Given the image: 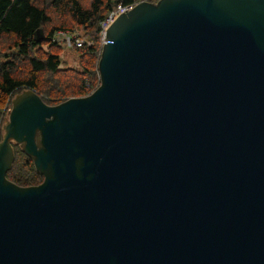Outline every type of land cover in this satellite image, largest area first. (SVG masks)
<instances>
[{
    "label": "water",
    "instance_id": "obj_1",
    "mask_svg": "<svg viewBox=\"0 0 264 264\" xmlns=\"http://www.w3.org/2000/svg\"><path fill=\"white\" fill-rule=\"evenodd\" d=\"M105 40L91 94L12 99L0 264H264V0H143Z\"/></svg>",
    "mask_w": 264,
    "mask_h": 264
},
{
    "label": "trees",
    "instance_id": "obj_2",
    "mask_svg": "<svg viewBox=\"0 0 264 264\" xmlns=\"http://www.w3.org/2000/svg\"><path fill=\"white\" fill-rule=\"evenodd\" d=\"M135 0H0V141L15 95L27 88L48 105L91 94L100 85L101 21L118 5ZM59 31L79 32L82 47L72 50L79 67L62 59ZM7 177L19 186H36L44 176L20 146Z\"/></svg>",
    "mask_w": 264,
    "mask_h": 264
},
{
    "label": "built area",
    "instance_id": "obj_3",
    "mask_svg": "<svg viewBox=\"0 0 264 264\" xmlns=\"http://www.w3.org/2000/svg\"><path fill=\"white\" fill-rule=\"evenodd\" d=\"M140 1L143 0H135V2L128 4V5H118L114 10H112L107 17L101 21V49L106 42L105 37H106V31L111 25V23L123 12L132 10L134 6L139 3ZM146 1H158V0H146ZM54 41L60 43L61 45L68 46V47H82L84 44L85 39H82V37L72 34V33H67L65 31H59L55 34Z\"/></svg>",
    "mask_w": 264,
    "mask_h": 264
},
{
    "label": "rangeland",
    "instance_id": "obj_4",
    "mask_svg": "<svg viewBox=\"0 0 264 264\" xmlns=\"http://www.w3.org/2000/svg\"><path fill=\"white\" fill-rule=\"evenodd\" d=\"M67 33H72L75 35L80 34L79 32H67ZM83 39V38H82ZM63 52H62V59L67 61V65L69 67H79V60H78V56L76 55V53L72 50L73 47H68V46H64L63 45Z\"/></svg>",
    "mask_w": 264,
    "mask_h": 264
}]
</instances>
